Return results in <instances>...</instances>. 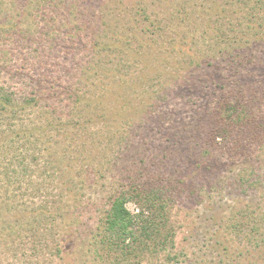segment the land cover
<instances>
[{
    "label": "trees",
    "instance_id": "trees-1",
    "mask_svg": "<svg viewBox=\"0 0 264 264\" xmlns=\"http://www.w3.org/2000/svg\"><path fill=\"white\" fill-rule=\"evenodd\" d=\"M30 3L34 4L30 11L37 25L38 15L55 14L36 29L39 36H24L29 27L21 29L18 20H0V264H50L41 256L56 254L68 258L67 252L75 254V249L84 257L95 252L93 259L98 258L99 262L112 258L114 264L162 254L169 264L193 255L183 247L178 251L171 212L181 197L195 194L194 185H185L182 176L172 177L158 170L145 173L142 167L136 173L128 169L113 182H101L100 178H106L111 169L112 158L107 157L113 150L111 145L100 139L107 150L103 153L107 160L94 168L99 171L98 176L82 163L87 160L81 158L79 146L76 150L61 147L59 140L64 134L107 121L113 104L120 103L122 109L130 106L131 102L126 101L129 85L125 76L132 67L122 54L151 58L158 44L165 55L153 57L160 65L154 79L162 81L164 92L162 97L158 93L160 98L143 110L144 115L156 118L158 123L176 125L179 113L171 93L177 88L190 90L199 82L209 88L213 76H219L221 94L217 105H203L205 109L198 110V118L191 120L197 129L199 119L206 118L199 127L196 147L200 146V150L190 154L188 160L191 169L215 171L214 175L219 176L217 185L228 181L241 188L242 195L252 191L253 199L233 212L226 224L241 245L255 251L263 248L264 203L254 194L262 186L264 201V157L258 155L264 153V0H182L164 16L168 25H185L186 31L179 39L169 36L163 21L152 20L149 36L146 28L133 35L132 41L124 33L113 32L111 43L95 34L98 30L115 31L104 19L110 9L108 4L99 2L94 8L89 0L84 6L80 5L81 0ZM5 4V0H0V14L13 15L12 11L17 10L15 0L11 5L16 8L4 7ZM139 9L146 16L144 20H150V6ZM212 11L216 16L213 21ZM203 23L204 33L197 35L199 24ZM102 24L109 28H100ZM134 26L139 31V23ZM209 27L213 32L206 40ZM89 33L93 34L90 42ZM165 35L168 40L163 41ZM201 40L208 43L207 53H217L205 54L206 48L198 47ZM9 44L13 47L4 48ZM21 47L26 52L20 51ZM109 51H118L123 61L119 65L127 71L121 68L117 76H111L105 70L107 74L99 77L100 62L96 56ZM241 52L254 68L243 81H230L223 70L234 67ZM169 57L176 58L175 65L171 66ZM206 62L210 63L204 67ZM259 68L261 74L257 72ZM187 70L183 77L191 78H181L180 74ZM117 94L123 95L120 101ZM145 116L140 128L145 125ZM191 129L186 120L182 130L175 133L178 145L184 143L188 134L191 137ZM96 134L99 138L100 133ZM110 138L107 140L111 144ZM217 154L220 157H215ZM72 160H80L76 174L63 168ZM94 176L98 179L90 181ZM101 199L102 207L96 210L101 211L100 215L87 216L90 207ZM129 203L135 204L134 210ZM87 217L92 220L85 224L88 229L84 226ZM216 251V255L215 250L206 255L205 263L216 264L215 259L221 256L219 262L235 264L242 253L230 252L227 246ZM194 259L204 261L201 255Z\"/></svg>",
    "mask_w": 264,
    "mask_h": 264
},
{
    "label": "rangeland",
    "instance_id": "rangeland-1",
    "mask_svg": "<svg viewBox=\"0 0 264 264\" xmlns=\"http://www.w3.org/2000/svg\"><path fill=\"white\" fill-rule=\"evenodd\" d=\"M5 1L7 4H5L4 7L6 6L10 8L13 6L16 8L17 6V10L12 11L13 15L11 13L9 15L4 12L1 13L0 20H3L4 18H9L10 21L18 20L20 22L21 29H26L29 27V31H26L23 34H25L24 36H30V38H34L35 35L39 36L40 32L36 31V29L43 27L44 22L48 23L53 19L52 16L55 15L52 12H48L44 16L38 15L37 18L39 19V25H37L35 18L30 11L34 5L30 3V0H15V3L17 4L16 6L11 5L12 0ZM81 1L82 3L80 5L84 6L88 0ZM181 1L182 0H89L90 4L93 3L94 8L98 6L97 4L99 2H102L101 5L108 4L110 9H108L104 19L108 22V24H110V27L115 30L102 31L97 29L98 31H95V34L97 37L100 36L104 42L111 43V34H113V32H121L125 34V37L127 36V38H131L130 41H132L133 35L140 33L142 28H146L147 33L145 34L149 36L151 21L158 20L164 22L163 25H165L166 32H168L169 36H174V38L179 39V37L183 36L186 31V28L184 27L185 25H178L177 23L168 25L164 19V16L172 10L173 5H175L174 3L179 4ZM142 5L148 7L150 6V20H144L146 16L140 12L139 9V7H142ZM61 8L63 7L61 6ZM63 12H66V7ZM211 15H213V19H211L212 21L216 19L214 11H212ZM137 22L139 23V31H136V27L134 26ZM104 27L109 28L106 25L103 26V24L100 28ZM203 27L204 23L203 25L199 24L197 35L204 33L202 32L204 29ZM212 32V27H209L205 31L206 40L209 38ZM160 34L162 33L160 32ZM91 35L93 34L89 33L88 42L91 41ZM166 35L165 39H162L163 41L168 40ZM21 40L22 39H20V41ZM158 40L159 42L162 41L159 38ZM198 44V47L201 48V50L206 48L205 54L215 55L217 53H207L209 48L208 43L205 40H201L198 42ZM12 47L11 44H9V46L6 45L4 48L10 49ZM89 49H91V47H89ZM26 50L23 47L20 48V51L26 52ZM87 53L89 54V50ZM151 54V58L149 56L142 58L140 56L136 57L133 55L122 54L125 56V60H129V64L132 67L129 71V74L125 76L129 85V88L126 90L128 91L126 101L131 102L130 106L127 105L122 109L120 103L117 105L113 104L115 106H112V110L108 114L107 121H99V123H95L96 125H93V127L79 129L77 131H73V133L71 132L67 133L66 135L64 134L63 137L60 136L59 140L61 142V147L71 146V148H75L76 150V147L79 146V148L82 149V152L80 153L81 158L87 160L86 162L82 161V163H85L86 166L90 167L91 173L93 171L95 175L99 176V171H96L94 168L100 167L103 164V160L104 162L107 160L103 156V153L105 152L106 154L107 150L103 148L104 146H101L102 140L100 139H103L104 143L107 145H111L113 152L109 150L107 154L108 158H112L109 164L111 169L106 172L107 179L103 177L100 178L101 182H113L116 178L119 179L122 174L128 171V169L129 172L132 171L136 173L137 170L142 167L145 169V173L158 170L168 176H182L181 178H184L183 180L187 182L185 185H194L196 190L195 194L191 197H181L176 203L175 207L172 209L171 224L175 227V242L178 251L183 247L188 252H194L192 253L194 257L196 255L203 256L204 261H200V259L195 260L193 255H190V258L188 259H185L186 257L182 258L183 263L182 261L175 263L171 261L169 264H195L197 261L203 262V264H214L205 263L206 255H210L214 250V255H216V250L219 251L220 248L222 249L226 246L229 247V251L233 253H238L242 250L239 262L235 264H264V246L260 250L256 251L252 248H246L244 245H241V241H236L235 235L231 234L230 228L226 224L228 217H230L233 212H235L250 199H253L252 191H249L248 195H242L243 190L239 187L237 188L236 186L230 185L228 181L217 185L219 176L214 175L216 174L215 171L208 173L204 172L202 169H191V164L188 160L191 158L190 154L200 150V146L196 147V143L200 140L199 136L201 129L199 127L205 123L206 118L202 117L199 119L200 122L197 126V129H194L193 125L195 123H191V120L195 121L198 118L199 113H201V111L198 112V110L205 109L203 108V105H211L213 107L217 105L216 102L219 101L218 97L221 94V88H219L217 85L220 83L219 76H213L214 80L212 81L209 88L202 87L203 85L199 82V86L192 85L193 87L190 90L184 89L179 91L178 88L174 90L171 93V99L172 102H174L177 106L176 108L177 113H179V121L175 120L176 125L174 126H170L169 122L167 121L166 124L158 123L156 122V118L146 117L143 110L150 103L160 98L158 93H160L162 97L164 92L162 81H157L154 79L157 75L160 65L158 62V64L156 63L153 57L155 58L161 54L163 56L165 55V52L159 48L158 44V49L155 52H151ZM243 54L244 52H241L242 57L241 59L238 58V61L234 64V67L223 70L225 76L229 74L230 81H243L244 79L242 80V78L246 79L247 75H249L254 68V64L247 61V58L244 59ZM119 57L120 55L118 54V51H109L104 52V54H98V56H96V61L100 62L99 77L107 74H105V70H107L108 73L110 72L111 76H117L120 69L122 68L119 63L123 62L119 59ZM168 59L171 66L176 64L175 57H169ZM208 60L209 59H205V61ZM209 63L210 62H206L203 64V66L206 67L209 65ZM122 70L127 71V69L123 68ZM208 70L209 69H207V71ZM257 72L261 74V68H259ZM185 74H188V70L185 73L180 74L181 78H191H184L183 76H185ZM63 82L66 83V79ZM170 86H172V83H170ZM181 94L184 97H181ZM121 96L123 95L119 94L117 96L119 101L122 99ZM191 114H195V116H192ZM144 116L145 125H143V128H140L139 124L142 120H144ZM186 120H188L189 127H193V129H191V137L194 138H191L188 134L187 137L184 136V143L182 145H178L177 140L179 137L175 133L182 130L183 124H185ZM105 123H107V125ZM97 132L100 133L99 138L97 137ZM108 136L111 137V144L107 140ZM98 142H100V145H98ZM191 146H193V148ZM258 153L260 158L263 159L264 153ZM215 157H220V155L217 154ZM221 160L225 161L227 158L221 157ZM78 161L80 160H72L70 163L66 162L63 164V168L66 166L67 168H70L71 173L76 174L80 167V163H78ZM98 176L91 177L89 180H96L98 179ZM257 189L258 190H256L254 198L257 196V200H261V203L263 204L264 201L261 199L263 194L262 186L261 189ZM103 202L104 200L101 199L98 205H92L90 207L91 210H89L87 213V216L89 214H92L93 216L100 215L101 211L99 212L96 210L97 208L99 209L102 207ZM128 206L132 210L135 209L134 203H129ZM87 221L91 222L92 220L88 217L85 218L84 226ZM85 228L88 229L90 227L85 226ZM204 235L208 236V238L205 239ZM209 242H211L210 246L208 245ZM28 248L29 247L27 246L25 251L29 255L30 249ZM21 250L23 249L21 248ZM71 252L72 251L67 252V255L70 256L68 258L55 256L56 254H47L42 255L41 260H47L50 264H114V260L112 258L103 262H99L98 258L94 260L93 257L96 255L95 252L94 254L92 252V255H90L91 257L89 255L88 257H84V254L82 253V255L76 249L74 251L76 255L72 254ZM219 258L221 259V256H218L217 259H215L214 262L216 264H229L222 261L219 262ZM18 264L21 263L19 262ZM119 264L168 263L166 256L162 254L159 257L143 256L141 259H131V262L125 261L122 263L120 262Z\"/></svg>",
    "mask_w": 264,
    "mask_h": 264
}]
</instances>
